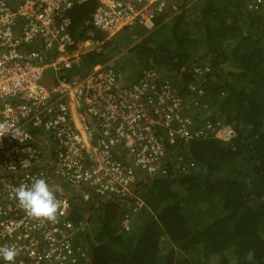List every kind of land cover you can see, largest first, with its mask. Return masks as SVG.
I'll return each instance as SVG.
<instances>
[{
  "label": "built area",
  "instance_id": "2783aa9c",
  "mask_svg": "<svg viewBox=\"0 0 264 264\" xmlns=\"http://www.w3.org/2000/svg\"><path fill=\"white\" fill-rule=\"evenodd\" d=\"M245 1L256 14L264 7V0ZM93 2L94 12L75 27L74 8ZM180 13L177 0H0V247L18 249L14 264H88L86 243L77 240L91 230L90 212L75 224L73 203L85 210L116 200L144 205L139 184L164 177L168 162L183 174L195 167L185 166L192 142L234 137L221 121L188 116L198 98L186 93L203 95L194 84L183 93V80L155 67L129 79L116 58L84 66L127 29L151 32ZM206 72L194 67L195 80ZM37 178L58 190L53 221L30 216L15 198L18 186Z\"/></svg>",
  "mask_w": 264,
  "mask_h": 264
},
{
  "label": "trees",
  "instance_id": "16d2710c",
  "mask_svg": "<svg viewBox=\"0 0 264 264\" xmlns=\"http://www.w3.org/2000/svg\"><path fill=\"white\" fill-rule=\"evenodd\" d=\"M189 3L179 0L182 12L173 19L170 35L163 21L151 32L127 29L107 41L102 52L88 54L84 66L89 70L117 57L116 64L127 74L130 70L131 78L155 67L183 80V93L196 84L194 67L207 69L199 78L203 95L187 114L197 123L221 121L235 135L228 142H192L185 158V166L195 164L189 173L168 162L164 177L139 184L145 206L131 232H122L118 222L135 200L101 202L87 210L73 203L69 218L75 224L90 212L92 231L77 240L88 244V264H264V7L256 14L245 0H206L200 18H189ZM96 7L93 2L74 8V26L79 28ZM118 37L140 42L119 59ZM95 38L106 37L96 32ZM200 40L204 53L195 56L192 50ZM226 64L236 68L225 72ZM182 145L177 144V152L184 155ZM195 205L204 218L196 226L185 213ZM163 237L171 248L162 249Z\"/></svg>",
  "mask_w": 264,
  "mask_h": 264
},
{
  "label": "rangeland",
  "instance_id": "374dc122",
  "mask_svg": "<svg viewBox=\"0 0 264 264\" xmlns=\"http://www.w3.org/2000/svg\"><path fill=\"white\" fill-rule=\"evenodd\" d=\"M182 1V0H180ZM206 2V0H193L191 1L190 0V3L187 5L188 7V10L187 12H190V13H187V16L190 18L194 17V16H197V18H200V10L199 8H201L204 3ZM179 4V0H177V5ZM180 12H182V9H180ZM252 12V11H250ZM254 13V12H253ZM174 20H168L166 21L164 24H166V33L167 35H170L171 34V29H172V25L174 24L173 23ZM202 31V30H201ZM252 34L256 35L257 33V30L253 29L252 31ZM134 38H137L136 36H134ZM202 38V37H200ZM119 41V45L121 47V50L120 52L121 53H117L118 55V58H122L124 55H130V52L129 50L135 46L136 44H138L140 42V40H135L133 39L132 40V43L130 44V42H126L125 40H123V37H118L117 39ZM200 44L201 45H198L197 47H195L193 50H192V53L195 55V56H198L200 54H203L204 53V50H203V43H202V40H200ZM119 47V48H120ZM130 48V49H129ZM117 58V57H116ZM235 65H232V64H226L222 67V69L227 72V71H230V70H234ZM48 72H51V71H48ZM129 74H130V70L127 71ZM128 78L130 79V75L128 76ZM196 84H194L196 87H200L201 85V80L198 78L195 80ZM189 95V94H187ZM186 98L190 101V100H194L196 98L199 99V97L197 96H193V97H187ZM144 206L143 204L141 203H138L136 206H134L133 209H131L129 212L127 211H123V214H122V218L120 220V222H118L122 232H131L132 230H134L138 224L140 223L141 219H142V215H143V209H144ZM94 212V211H92ZM185 213L186 215L188 216V218L190 219L192 225L196 226L200 223L203 222L204 218L203 216L200 214V211H199V207L198 206H192L191 208H188L185 210ZM89 226H90V229L92 227V224L91 222H89ZM92 229L89 231L91 233ZM173 245L170 243V241L168 240V238L166 237H163L162 239V243H161V247L162 249H169L171 248ZM86 248V253H88V244H86L85 246ZM179 257L182 256V254H178Z\"/></svg>",
  "mask_w": 264,
  "mask_h": 264
},
{
  "label": "clouds",
  "instance_id": "9594fccd",
  "mask_svg": "<svg viewBox=\"0 0 264 264\" xmlns=\"http://www.w3.org/2000/svg\"><path fill=\"white\" fill-rule=\"evenodd\" d=\"M3 131L7 132L9 129ZM57 191L45 179L37 178L29 185L18 186L15 189V198L30 216L53 221L61 207ZM17 255L18 249L15 247H0V264H14Z\"/></svg>",
  "mask_w": 264,
  "mask_h": 264
},
{
  "label": "water",
  "instance_id": "95a60500",
  "mask_svg": "<svg viewBox=\"0 0 264 264\" xmlns=\"http://www.w3.org/2000/svg\"><path fill=\"white\" fill-rule=\"evenodd\" d=\"M47 81L49 82V85H50L51 81H50V80H47ZM48 82H47V83H48Z\"/></svg>",
  "mask_w": 264,
  "mask_h": 264
}]
</instances>
